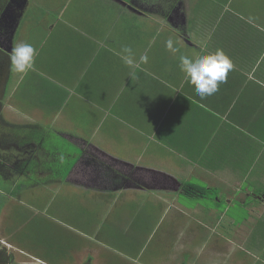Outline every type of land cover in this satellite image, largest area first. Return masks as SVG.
Listing matches in <instances>:
<instances>
[{"label": "crops", "instance_id": "obj_1", "mask_svg": "<svg viewBox=\"0 0 264 264\" xmlns=\"http://www.w3.org/2000/svg\"><path fill=\"white\" fill-rule=\"evenodd\" d=\"M81 1V15L76 16V22L45 25L44 41L55 42L46 54L53 51L51 62H61L64 69L51 70L50 64L45 67L48 71L37 70L41 77L35 79L48 82L47 99L43 97L36 107L29 106L33 96L30 92L19 98L26 107L11 105L15 92H8L6 85L13 68L9 52L7 67L0 70L4 75L0 94L3 89L5 92L0 105L8 97L13 110H42L50 121L41 125L27 115L21 116L27 120L20 119L19 124L23 128L19 142L24 154L37 159L33 164L40 176L47 174L44 167L49 174H55L48 189L73 186L71 189L80 192L78 197H85L81 199L85 204H81L100 207L109 216L114 210H121L118 215L126 214L127 206L132 215L144 214L147 206L161 203L179 206L178 194L185 193V185L205 187L194 183L195 178L207 184L205 188L216 191V205L222 200L217 194L221 190H239L244 183H251L252 188L264 183V24L253 25L240 16L228 17L223 24L222 18L229 10L226 7L212 11L202 7L201 14L210 16H201L192 23L194 0H178L177 5L165 7L166 12L156 7H134L129 0H111L125 16L152 18L153 25L156 20L159 30L151 33L148 22L134 24V18L111 26L92 22V3ZM58 30L57 40L54 37ZM18 32L19 27L10 41L12 49ZM166 32L179 53L166 48ZM123 40L125 47L132 49L133 66L122 59ZM217 49L232 60L234 69L217 93L201 99L180 70L178 57L184 54L198 58ZM142 56L148 57L147 63L141 61ZM37 131L58 141H48V150L39 151L43 147ZM46 161L48 166H43ZM60 167L66 171L62 178L53 173ZM14 194L13 190L1 193L0 213L15 205L5 202L3 195ZM259 195L256 203L264 200V193ZM232 197L229 194L227 201ZM196 213L200 215L199 222L218 221L215 210L208 211L202 205ZM115 220L126 222L117 217ZM263 221L258 220L252 234L257 233V224ZM98 229H92L94 241L100 237ZM252 234L246 238L255 237ZM218 237L224 235L219 233ZM259 237L263 238L262 232ZM9 246L20 259L29 261L22 258L23 252ZM144 247L136 253L141 254ZM186 252L196 253L191 248ZM210 253H222L220 239Z\"/></svg>", "mask_w": 264, "mask_h": 264}, {"label": "rangeland", "instance_id": "obj_2", "mask_svg": "<svg viewBox=\"0 0 264 264\" xmlns=\"http://www.w3.org/2000/svg\"><path fill=\"white\" fill-rule=\"evenodd\" d=\"M80 2L82 1L28 0L25 13L20 19L21 24L20 26L17 24L19 32L15 44L22 41L28 42L39 49L35 70L29 72L27 76L21 78L20 74L12 68L6 85L8 92L13 89L15 93L11 103L6 97L0 105V168L2 169L0 195L2 192L7 194L11 190L15 193L10 196L3 195L5 202L15 205L6 207L5 211L0 213V236L4 238L2 240L23 252L22 258L33 261V264H79L81 262L85 264L87 261L94 264H264V221L257 224V233L252 234L258 220H264V200L256 203V195L260 196L259 194L264 193V183H259L253 188L249 187L251 183L250 185L244 183V187L239 190H221L217 192L222 199L219 205H216L213 199L216 191H210L205 197L185 192L178 194L179 206L172 204L168 207L163 203L154 205L152 208L147 206L149 208L146 212L138 215L129 214V206H127L126 214L118 215L121 210H114L109 216H105L104 209L100 207L84 205L85 202L81 199L85 197L81 194L78 197L80 192L77 189H71L73 186L65 185V187L48 189V182L55 178L53 177L55 174H49L48 168L44 167L43 172L47 174L44 177L40 176L38 167L33 164L37 159H29L27 154H24L23 145L19 144L20 132H23L19 124L22 122L20 119L27 120L21 116L27 115H31L29 120L41 125L45 122L48 124L50 121L42 110L27 108L13 110L9 103L26 107L19 98L30 92L33 96H31L32 104L29 106L36 107L43 97L48 98V82H43L46 79L41 81L35 79L41 77L37 70L48 71L45 67H49L50 64L51 70L61 72L64 69L61 62H51L53 51L49 53L48 50L46 54L48 47L55 42L54 40L44 41L47 33L45 25L49 27L53 23L76 22V16L81 15ZM88 2L90 5L92 3L89 10L92 22H102V25L111 26L113 25L111 23L123 24L125 20L132 21L134 18V24L148 22L151 33L159 30L156 20L153 25L152 18L141 19L137 15L128 14L125 16L118 10L119 5L111 0H92V2L87 0L86 3ZM159 2L162 1L150 0L149 2L148 0L144 3L157 7ZM193 7H191L193 15L190 21L192 23L198 22L201 16H210L201 14L202 7L208 11L216 7H226L229 10L222 18L223 24H226L228 17L239 19L238 16L253 25L264 24V0H194ZM12 8L4 6L2 10L0 9V47L4 51L9 48L11 41L9 37L12 28L5 20L9 21L8 15L11 11L8 10ZM56 34L54 38L58 40L60 30ZM158 38L160 39V35ZM167 40L166 32L165 41ZM122 44L125 47L124 40ZM133 44L135 47L136 44ZM1 79L2 72H0V82ZM2 88L1 84L0 90ZM3 92L4 89L0 94L2 98ZM28 126L31 127L32 123ZM36 137L41 141L43 148L39 151L42 152L48 150V141H58L52 137L48 138V134L41 131H37ZM24 146L27 148L28 145ZM2 160H6L7 165L2 164ZM43 166H48V162L46 161ZM30 170L33 172L29 173ZM53 173H59L62 178L66 171L60 167L59 171ZM193 182L208 186L199 178L193 179ZM229 194L233 197L227 201L226 197L228 198ZM1 202L2 199L0 209ZM200 205L208 211L215 210L218 221L199 222L201 218L196 213V209ZM153 216L156 219H153ZM115 217L126 222L121 224L115 220ZM197 218L198 220H195ZM95 227H99L100 234L96 241L91 234ZM192 231H195V234H192ZM260 232L263 238L259 237ZM219 233L224 237L219 238ZM83 234H85L84 237ZM250 234L255 237L248 240L246 236ZM219 239L222 253H210ZM171 243L174 245L172 246ZM143 245L145 246L143 252L136 253ZM188 248L196 253L184 254L187 253ZM96 251H99V254Z\"/></svg>", "mask_w": 264, "mask_h": 264}, {"label": "clouds", "instance_id": "obj_3", "mask_svg": "<svg viewBox=\"0 0 264 264\" xmlns=\"http://www.w3.org/2000/svg\"><path fill=\"white\" fill-rule=\"evenodd\" d=\"M165 46L173 54L180 52L171 38L166 41ZM202 47H206V44ZM37 55V49L28 42H20L11 50V65L21 78L35 70ZM178 58L180 70L185 74L188 83L194 87L196 95L201 99L217 93L220 85L227 82L229 73L234 69L232 60L221 49L206 53L198 58L184 54L179 55ZM122 59L127 65H134L130 47L122 49ZM141 61L147 63L148 57L142 56Z\"/></svg>", "mask_w": 264, "mask_h": 264}, {"label": "flooded vegetation", "instance_id": "obj_4", "mask_svg": "<svg viewBox=\"0 0 264 264\" xmlns=\"http://www.w3.org/2000/svg\"><path fill=\"white\" fill-rule=\"evenodd\" d=\"M129 1H131L133 3V5H135L136 7H139L142 9H147L148 7H151V9H152V7L154 8V5L150 6L146 3H144L145 0H143V2H141V3H140V0H129ZM146 1H148V0H146ZM9 2H10V0H0V4H1L0 9L2 10L4 8V6H7V4ZM11 2H12V0H11ZM159 3H157L156 6H158L160 10H162V9L164 10L165 7H169L167 5L168 3H166V0L159 2ZM13 5H14V7H18V13H19L18 20H19L20 14H21V12H23L24 7H25L24 0H21V1L17 0V3H14ZM7 63H8V59H7L6 51L2 50V47H0V70H2L5 66L7 67ZM3 77H4V75L2 76L0 85L3 82ZM0 171H2L1 168H0ZM31 262L20 259V256H18L16 253H14V251H12V249H10L9 243L3 241L2 238L0 237V264H31Z\"/></svg>", "mask_w": 264, "mask_h": 264}, {"label": "trees", "instance_id": "obj_5", "mask_svg": "<svg viewBox=\"0 0 264 264\" xmlns=\"http://www.w3.org/2000/svg\"><path fill=\"white\" fill-rule=\"evenodd\" d=\"M166 3H168L167 5L169 7H172L173 5H175V4L177 5L178 4V0L177 1H175V0H166ZM157 9L160 10L158 6L156 7V10ZM161 11L162 12L163 11L166 12V10H163V9ZM19 144H21V143H19ZM3 163H4V165H7V161L6 160H2V164ZM15 166H17V164H15ZM184 191L186 193L191 194V195H194V196L205 197V196H208V194L210 193V191H213V189L205 188V187L198 186V185H194V184H187V185L184 186Z\"/></svg>", "mask_w": 264, "mask_h": 264}, {"label": "water", "instance_id": "obj_6", "mask_svg": "<svg viewBox=\"0 0 264 264\" xmlns=\"http://www.w3.org/2000/svg\"><path fill=\"white\" fill-rule=\"evenodd\" d=\"M28 0H24V4L26 5V2ZM14 3H17V0H12V2L10 1L8 4H7V7H13L11 10H8V11H11V14L8 15V17L10 18L9 21L8 20H5L6 22H8L9 26L12 28V31H11V34H10V37L9 39L12 41V38L14 36V33L17 29V24H18V18H19V13H18V7H14ZM135 7V5H133ZM23 12H21L20 14V17L22 16ZM11 50L12 48H7V52L11 53Z\"/></svg>", "mask_w": 264, "mask_h": 264}]
</instances>
